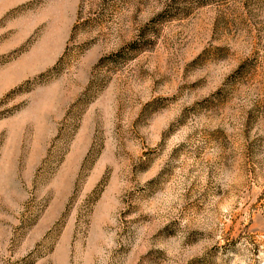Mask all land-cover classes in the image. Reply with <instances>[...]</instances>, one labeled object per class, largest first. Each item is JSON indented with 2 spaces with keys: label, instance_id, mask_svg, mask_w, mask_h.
Here are the masks:
<instances>
[{
  "label": "rangeland",
  "instance_id": "rangeland-1",
  "mask_svg": "<svg viewBox=\"0 0 264 264\" xmlns=\"http://www.w3.org/2000/svg\"><path fill=\"white\" fill-rule=\"evenodd\" d=\"M0 264H264V0H0Z\"/></svg>",
  "mask_w": 264,
  "mask_h": 264
}]
</instances>
